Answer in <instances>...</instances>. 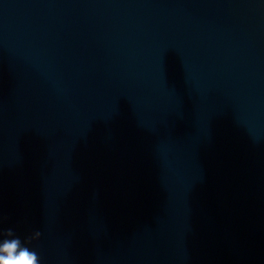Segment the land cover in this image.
Listing matches in <instances>:
<instances>
[{"label":"water","instance_id":"1","mask_svg":"<svg viewBox=\"0 0 264 264\" xmlns=\"http://www.w3.org/2000/svg\"><path fill=\"white\" fill-rule=\"evenodd\" d=\"M0 220L41 264H264V0H0Z\"/></svg>","mask_w":264,"mask_h":264},{"label":"clouds","instance_id":"2","mask_svg":"<svg viewBox=\"0 0 264 264\" xmlns=\"http://www.w3.org/2000/svg\"><path fill=\"white\" fill-rule=\"evenodd\" d=\"M0 220V224H2ZM41 236L40 231H35L31 236L22 240L16 235L12 227L0 226V264H41L38 252L28 245Z\"/></svg>","mask_w":264,"mask_h":264}]
</instances>
